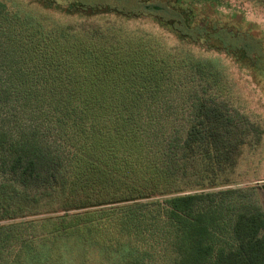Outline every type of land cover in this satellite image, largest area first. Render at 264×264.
I'll return each mask as SVG.
<instances>
[{
	"label": "trees",
	"instance_id": "16d2710c",
	"mask_svg": "<svg viewBox=\"0 0 264 264\" xmlns=\"http://www.w3.org/2000/svg\"><path fill=\"white\" fill-rule=\"evenodd\" d=\"M30 1L86 17L148 15L182 47L263 67L247 28L179 5ZM229 88L218 59L0 1V264H153L148 240L166 264H264V208L231 182L262 131Z\"/></svg>",
	"mask_w": 264,
	"mask_h": 264
},
{
	"label": "rangeland",
	"instance_id": "374dc122",
	"mask_svg": "<svg viewBox=\"0 0 264 264\" xmlns=\"http://www.w3.org/2000/svg\"><path fill=\"white\" fill-rule=\"evenodd\" d=\"M0 1L7 5L9 11L31 13L38 18H47L62 25L81 23H85V25H103L109 22L120 28L123 32L138 35L149 34L166 45V47H180L198 58L218 59L230 85L232 107L240 114L246 116L262 131L260 141L254 140L251 143L252 145L244 149L238 166L232 174V188L252 193L256 201L264 208V189L262 188L264 186V63L261 69H251L239 65L231 56L224 52L209 51L199 45H186L182 47L181 43L170 30L156 23L148 15L138 19H127L115 15L86 17L79 14H64V12L58 9H46L30 0ZM71 1L60 0L59 3L67 6ZM85 1L97 3L101 0ZM103 1L114 2V0ZM137 1L132 2V4H136ZM155 1L192 9L201 15V17L214 19L224 24L242 25L244 29L247 28L253 35L261 39L264 47V5L260 2L255 0H152V3ZM6 111V109L0 108V122L7 119L5 115ZM151 243H153V240H148L141 245L148 251L150 262H154L153 264L169 263L166 256H159L157 247ZM139 252L141 251L139 250ZM90 257L91 260H97L99 256L94 252L90 254ZM81 259V257L78 259V264L82 263Z\"/></svg>",
	"mask_w": 264,
	"mask_h": 264
}]
</instances>
